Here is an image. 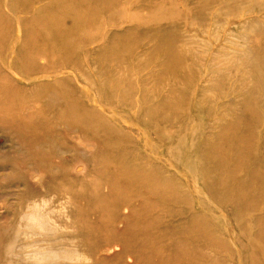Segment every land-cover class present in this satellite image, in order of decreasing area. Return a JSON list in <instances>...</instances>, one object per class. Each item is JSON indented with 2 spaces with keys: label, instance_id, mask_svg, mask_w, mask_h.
<instances>
[{
  "label": "rangeland",
  "instance_id": "374dc122",
  "mask_svg": "<svg viewBox=\"0 0 264 264\" xmlns=\"http://www.w3.org/2000/svg\"><path fill=\"white\" fill-rule=\"evenodd\" d=\"M0 264H264V0H0Z\"/></svg>",
  "mask_w": 264,
  "mask_h": 264
}]
</instances>
